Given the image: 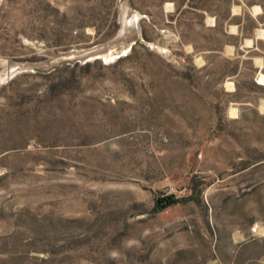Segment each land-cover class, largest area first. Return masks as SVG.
Instances as JSON below:
<instances>
[{
  "label": "rangeland",
  "instance_id": "obj_1",
  "mask_svg": "<svg viewBox=\"0 0 264 264\" xmlns=\"http://www.w3.org/2000/svg\"><path fill=\"white\" fill-rule=\"evenodd\" d=\"M0 264H264V0H0Z\"/></svg>",
  "mask_w": 264,
  "mask_h": 264
},
{
  "label": "trees",
  "instance_id": "obj_2",
  "mask_svg": "<svg viewBox=\"0 0 264 264\" xmlns=\"http://www.w3.org/2000/svg\"><path fill=\"white\" fill-rule=\"evenodd\" d=\"M180 199L175 194H164L156 198V208L163 209L178 203Z\"/></svg>",
  "mask_w": 264,
  "mask_h": 264
}]
</instances>
